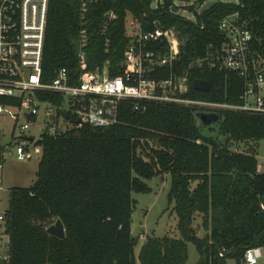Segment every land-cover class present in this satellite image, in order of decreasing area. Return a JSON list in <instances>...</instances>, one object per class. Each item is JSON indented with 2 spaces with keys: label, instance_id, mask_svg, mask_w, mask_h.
<instances>
[{
  "label": "trees",
  "instance_id": "trees-1",
  "mask_svg": "<svg viewBox=\"0 0 264 264\" xmlns=\"http://www.w3.org/2000/svg\"><path fill=\"white\" fill-rule=\"evenodd\" d=\"M196 1L202 0L187 5L193 20L169 12L167 3L154 8L153 0H49L42 81L66 69L70 82L78 83L82 54L85 71L102 73L107 66L109 76L120 74L128 17L145 23L157 18L181 33L177 65L189 69L190 95L238 102L244 84L235 71L189 66L209 45H221L218 26L226 15L239 12L262 26L264 0H219L199 12ZM195 79L209 81V90L194 89ZM39 96L62 99L54 92ZM136 103L121 100L112 125L84 124L58 137L43 135L36 181L9 188L4 215L10 264H138L132 193L150 192L146 180L167 173L179 236H149L140 264H185L189 242L199 254L196 264H227L230 258L245 264L246 249L264 247V171L258 164L264 116L219 112L222 139L203 134L196 113L184 105L139 101L135 109ZM248 142L247 150L231 146ZM196 215L202 216L203 236L194 227ZM56 219L64 224V238L47 231Z\"/></svg>",
  "mask_w": 264,
  "mask_h": 264
},
{
  "label": "built area",
  "instance_id": "built-area-1",
  "mask_svg": "<svg viewBox=\"0 0 264 264\" xmlns=\"http://www.w3.org/2000/svg\"><path fill=\"white\" fill-rule=\"evenodd\" d=\"M159 1L154 8L163 7L162 0ZM194 1L172 3L169 12L188 11L192 18L185 17L195 20V12L187 8ZM174 6H178L177 11ZM48 9L49 0H0V97L12 99L11 103L0 102V115L8 114L23 133L33 132L15 142L19 159L32 158L25 141L39 153L37 147L41 146L35 145V141L43 139V135L58 137L84 124L116 123L123 99L137 101L135 109H139V101H145L184 105L195 113L241 111L264 116V22L256 27L254 17L242 18L239 12L223 17L218 26L224 37L221 45H209L205 55L195 58L189 66L231 70L241 78L244 86L238 102H215L190 95L189 69L177 65L184 40L176 26L157 18L145 23L128 17L129 41L120 74L109 76L107 66L102 73L85 71L82 54L84 71L78 83L70 82L66 69H60L53 81L43 82ZM43 92L59 93L62 99L60 102L43 99L39 96ZM2 156L3 152L0 181ZM263 249L260 246L246 249L245 264H258ZM0 264H10V237L4 212L0 213Z\"/></svg>",
  "mask_w": 264,
  "mask_h": 264
},
{
  "label": "rangeland",
  "instance_id": "rangeland-1",
  "mask_svg": "<svg viewBox=\"0 0 264 264\" xmlns=\"http://www.w3.org/2000/svg\"><path fill=\"white\" fill-rule=\"evenodd\" d=\"M159 0H153V6L157 4ZM193 1V0H192ZM219 0H202L196 1V8L207 7L211 3ZM225 2H238V0H221ZM160 2V1H159ZM158 2V3H159ZM175 5H182L187 2L181 0H174ZM180 14L189 16L192 18L191 13L188 11L180 10ZM33 129V128H32ZM203 134L222 138L220 135L219 124L214 123L208 127L202 129ZM32 130H26L24 133L20 130L14 119L8 114L3 113L0 115V149L4 152L3 170L4 179L2 188H0V213L9 207V188L12 184H21L19 186H31L37 179L34 162L36 161L38 154L34 151L35 148L28 142H24L29 145V151L32 154L31 159H19L15 153L16 141L22 136L32 134ZM248 143H239L237 145H231L232 148L238 150H247ZM40 149L41 147H37ZM31 160V162H29ZM258 164L260 171H264V139L258 143ZM16 182V183H14ZM146 183L151 187V191L148 193H132L134 198V210L132 213V235L137 241L135 247V255L137 263L139 262V252L142 244L149 236H179V232L176 228L177 217L172 209V205L168 204L167 195L171 187V174H162L155 176L151 179H147ZM194 227L199 235L203 236L205 231L202 226V216L196 215L193 222ZM199 259L198 251L192 242L188 243V259L185 264H196ZM227 264H235V260L230 258ZM258 264H264V249L263 257L259 260Z\"/></svg>",
  "mask_w": 264,
  "mask_h": 264
},
{
  "label": "water",
  "instance_id": "water-1",
  "mask_svg": "<svg viewBox=\"0 0 264 264\" xmlns=\"http://www.w3.org/2000/svg\"><path fill=\"white\" fill-rule=\"evenodd\" d=\"M184 2H190L192 0H181ZM163 3H167L171 5L174 0H162ZM193 88L202 92H207L210 88V82L204 79H195L193 81ZM197 121L204 127H208L211 124L217 123L220 121V115L218 113L212 112H198L195 114ZM30 141H32V137L28 138ZM43 139L40 138L37 141H35V145H42ZM47 231L56 237L64 238L65 237V227L61 219H56V221L51 224Z\"/></svg>",
  "mask_w": 264,
  "mask_h": 264
},
{
  "label": "crops",
  "instance_id": "crops-1",
  "mask_svg": "<svg viewBox=\"0 0 264 264\" xmlns=\"http://www.w3.org/2000/svg\"><path fill=\"white\" fill-rule=\"evenodd\" d=\"M3 151H0V153H2ZM38 154V157H37V159H36V161L34 162V165H35V167L37 166V169H38V164H39V162H40V159H41V148H40V150H39V153H37ZM2 158L4 159V152H3V156H2ZM29 162H31V160L29 161ZM3 163V162H2ZM3 167H4V165L2 164V169H1V180H2V182H3V179H4V170H3ZM260 170V169H259ZM37 171V170H36ZM14 183H16V182H14ZM19 185H21V184H12V186H19ZM12 186H10V187H12ZM5 210H3L2 212H4ZM1 212V213H2Z\"/></svg>",
  "mask_w": 264,
  "mask_h": 264
}]
</instances>
